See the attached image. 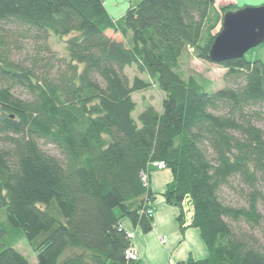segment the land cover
<instances>
[{
    "label": "trees",
    "instance_id": "1",
    "mask_svg": "<svg viewBox=\"0 0 264 264\" xmlns=\"http://www.w3.org/2000/svg\"><path fill=\"white\" fill-rule=\"evenodd\" d=\"M237 10L214 0H138L113 20L104 0H0V264H30L14 249L21 237L36 264H135L125 259L131 242L120 222L151 232L154 162L172 177L164 203L180 209L182 230H198L208 251L178 264H264V232L261 243L231 227L264 222L255 189L264 174V62L218 65L228 86L209 93L176 71L189 51L211 64L222 18ZM11 29L64 41L63 64L12 61ZM126 68L148 81L130 82ZM151 85L164 94L161 110L149 106L134 120L132 95ZM231 181L253 190L248 208L219 199Z\"/></svg>",
    "mask_w": 264,
    "mask_h": 264
},
{
    "label": "rangeland",
    "instance_id": "2",
    "mask_svg": "<svg viewBox=\"0 0 264 264\" xmlns=\"http://www.w3.org/2000/svg\"><path fill=\"white\" fill-rule=\"evenodd\" d=\"M124 1H128V3H125ZM104 3H106V9L112 17L117 19L118 17L120 18L125 15L129 8L130 0H104ZM214 5L217 8L227 5H233L238 9L258 8L264 6V0H214ZM204 37L205 34L203 33V40ZM4 43L12 61L21 63L24 66H31V64H34V61L36 63L37 60H42V62L51 64L55 71L63 64V61L66 58L64 41L54 36H49L45 42H42L33 39L25 33L11 29L4 35ZM244 57L248 62H264V43L259 47L248 51ZM176 71L185 81L193 79L201 89L207 93L215 92L228 86L227 81L224 79L226 70L221 69L219 66L195 59L191 51L181 57ZM123 73L128 77L130 82L135 76L148 81L146 76L138 73L135 68H126ZM14 93L22 99L27 98L20 90H17ZM163 96L164 94L153 85H151L146 91L133 94L132 98L136 103V108L131 115L132 118L137 120V117L149 106L160 112ZM258 126L264 129V110ZM40 147L47 154L59 157L58 152L50 145L41 143ZM255 189L259 193V197L256 201V208L264 220V174L259 177ZM252 191L253 190L250 187L244 186L236 181H231V187L223 188L220 191L219 199L223 204L230 207L248 208ZM188 202L189 200L187 199L185 203L188 204ZM5 221L6 208H2L0 210V223H4ZM231 227L234 231L241 230L243 232H249L256 236L261 243L263 242L262 233L264 232V222L262 223L260 230L250 229L243 222L234 225L232 224ZM14 249L24 256L30 264H36V256L30 249L25 238L21 237L19 241H17V244H15Z\"/></svg>",
    "mask_w": 264,
    "mask_h": 264
},
{
    "label": "crops",
    "instance_id": "3",
    "mask_svg": "<svg viewBox=\"0 0 264 264\" xmlns=\"http://www.w3.org/2000/svg\"><path fill=\"white\" fill-rule=\"evenodd\" d=\"M136 1L130 0L129 6ZM107 12L113 20L121 18L114 19L108 10ZM171 179V174L167 170L154 172L150 177V189L155 194L151 232L141 233L140 229H135L126 218L120 222L124 231L134 235L132 245L138 254V262L135 264H178L189 257L194 260L208 257V251L198 230L187 227L186 223L182 230L178 221L180 209L164 203L161 195ZM162 239L164 243L161 242Z\"/></svg>",
    "mask_w": 264,
    "mask_h": 264
},
{
    "label": "water",
    "instance_id": "4",
    "mask_svg": "<svg viewBox=\"0 0 264 264\" xmlns=\"http://www.w3.org/2000/svg\"><path fill=\"white\" fill-rule=\"evenodd\" d=\"M264 43V6L242 8L224 14L221 30L211 45L208 60L213 65L242 59Z\"/></svg>",
    "mask_w": 264,
    "mask_h": 264
},
{
    "label": "built area",
    "instance_id": "5",
    "mask_svg": "<svg viewBox=\"0 0 264 264\" xmlns=\"http://www.w3.org/2000/svg\"><path fill=\"white\" fill-rule=\"evenodd\" d=\"M150 169H152L153 171H165L166 167H165V164L163 162H154L150 165ZM145 180H146V177L144 176L143 181H145ZM147 214H148V217H150V218L153 217L154 209L148 210ZM127 238L130 240L131 245L129 246V248L124 253L125 259L128 262L137 263L138 262V254L132 245L133 234L127 233ZM161 242L164 243V240L162 239Z\"/></svg>",
    "mask_w": 264,
    "mask_h": 264
},
{
    "label": "bare ground",
    "instance_id": "6",
    "mask_svg": "<svg viewBox=\"0 0 264 264\" xmlns=\"http://www.w3.org/2000/svg\"><path fill=\"white\" fill-rule=\"evenodd\" d=\"M259 47V46H258ZM257 48V47H256Z\"/></svg>",
    "mask_w": 264,
    "mask_h": 264
}]
</instances>
